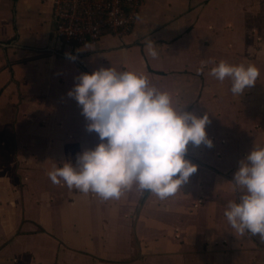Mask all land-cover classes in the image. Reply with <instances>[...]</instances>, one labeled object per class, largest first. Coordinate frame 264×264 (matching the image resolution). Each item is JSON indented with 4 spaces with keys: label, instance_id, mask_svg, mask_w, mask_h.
I'll list each match as a JSON object with an SVG mask.
<instances>
[{
    "label": "crops",
    "instance_id": "obj_1",
    "mask_svg": "<svg viewBox=\"0 0 264 264\" xmlns=\"http://www.w3.org/2000/svg\"><path fill=\"white\" fill-rule=\"evenodd\" d=\"M53 1L0 0V264H264V238L239 233L224 216L244 194L234 183L240 162L264 147V46L208 43L216 0H164L158 9L161 0H143L132 31L76 45L57 36ZM221 59L255 65L256 83L234 95L230 77L210 75ZM100 68L145 76L177 110L208 117L213 145L201 144L203 160L198 147L186 153L197 172L174 195L161 200L133 183L104 200L49 179L101 142L68 95L76 77Z\"/></svg>",
    "mask_w": 264,
    "mask_h": 264
},
{
    "label": "clouds",
    "instance_id": "obj_2",
    "mask_svg": "<svg viewBox=\"0 0 264 264\" xmlns=\"http://www.w3.org/2000/svg\"><path fill=\"white\" fill-rule=\"evenodd\" d=\"M146 52L153 58L159 55L151 41ZM210 75L219 81L230 77L231 91L238 95L256 83L260 71L255 65L221 60ZM76 80L68 95L82 108L87 131L97 133L101 142L78 153L77 166L63 162L50 170L53 184L63 182L69 189L92 191L108 200L119 199L123 188L138 183L164 200L197 172L186 153L190 144L212 147L206 115L177 110L168 93L150 87L147 77L134 72L100 68ZM234 183L244 194L239 202L228 203L226 220L241 234L249 231L264 238V147H254L240 162Z\"/></svg>",
    "mask_w": 264,
    "mask_h": 264
},
{
    "label": "built area",
    "instance_id": "obj_3",
    "mask_svg": "<svg viewBox=\"0 0 264 264\" xmlns=\"http://www.w3.org/2000/svg\"><path fill=\"white\" fill-rule=\"evenodd\" d=\"M143 0H54L57 36L76 45H96L105 35L133 30Z\"/></svg>",
    "mask_w": 264,
    "mask_h": 264
},
{
    "label": "rangeland",
    "instance_id": "obj_4",
    "mask_svg": "<svg viewBox=\"0 0 264 264\" xmlns=\"http://www.w3.org/2000/svg\"><path fill=\"white\" fill-rule=\"evenodd\" d=\"M163 1L164 0H161L156 4L157 9L163 5ZM207 42H210L211 45H226V47H235L243 44L251 49L264 46V0H216L213 2L211 4V40ZM221 60L228 62L224 59ZM203 73L204 71L198 72V75L203 77ZM203 97L204 95L201 93L197 99H199L200 102H198L201 104V107L206 109L209 105V99L206 100L205 97ZM194 146L195 145H189L190 148L188 147V151H193L194 149H192V147ZM195 147L200 149V153H198L197 156L203 160L202 157L204 155L201 154V152H205L206 154L208 149L206 146L202 145ZM198 168H200L199 170L201 172L208 171L202 165L198 166ZM136 184L138 185V183ZM135 191L139 192L137 187L133 190V192ZM26 199L27 197L24 194L17 196L19 203L22 202L24 205ZM134 214L136 215L135 211L133 215ZM131 219L133 220L134 218L132 217ZM80 230H82V228H80ZM77 231L76 234H79V229H77ZM124 231L126 234H129L130 229L125 228ZM107 233L110 234L111 231ZM8 245L7 247L9 248L7 250L10 253L9 255L12 253L14 255L17 249L15 240H11ZM69 245L73 246L72 244ZM7 263H10L9 260H6V264Z\"/></svg>",
    "mask_w": 264,
    "mask_h": 264
},
{
    "label": "trees",
    "instance_id": "obj_5",
    "mask_svg": "<svg viewBox=\"0 0 264 264\" xmlns=\"http://www.w3.org/2000/svg\"><path fill=\"white\" fill-rule=\"evenodd\" d=\"M149 190H147V192H148Z\"/></svg>",
    "mask_w": 264,
    "mask_h": 264
}]
</instances>
